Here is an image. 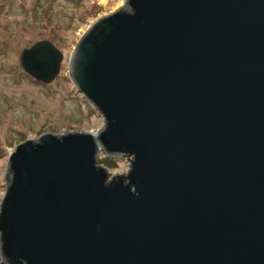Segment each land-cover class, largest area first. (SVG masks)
I'll return each mask as SVG.
<instances>
[{"label": "water", "instance_id": "water-1", "mask_svg": "<svg viewBox=\"0 0 264 264\" xmlns=\"http://www.w3.org/2000/svg\"><path fill=\"white\" fill-rule=\"evenodd\" d=\"M63 60L20 57L44 84ZM69 73L104 126L10 153L1 264H264V0H125Z\"/></svg>", "mask_w": 264, "mask_h": 264}, {"label": "rangeland", "instance_id": "rangeland-1", "mask_svg": "<svg viewBox=\"0 0 264 264\" xmlns=\"http://www.w3.org/2000/svg\"><path fill=\"white\" fill-rule=\"evenodd\" d=\"M125 0H0V201L6 191L9 155L29 138L51 132L96 133L103 116L74 85L69 65L81 36L99 18L115 12ZM47 40L64 54L61 70L50 84L25 72L24 49ZM113 174H128L130 160L105 157ZM1 264V259H0Z\"/></svg>", "mask_w": 264, "mask_h": 264}, {"label": "trees", "instance_id": "trees-1", "mask_svg": "<svg viewBox=\"0 0 264 264\" xmlns=\"http://www.w3.org/2000/svg\"><path fill=\"white\" fill-rule=\"evenodd\" d=\"M104 161H107V160H106V159H102V160L100 161V163L103 164Z\"/></svg>", "mask_w": 264, "mask_h": 264}]
</instances>
